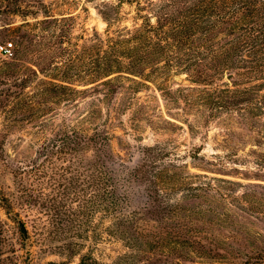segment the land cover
I'll return each mask as SVG.
<instances>
[{
	"label": "rangeland",
	"instance_id": "obj_1",
	"mask_svg": "<svg viewBox=\"0 0 264 264\" xmlns=\"http://www.w3.org/2000/svg\"><path fill=\"white\" fill-rule=\"evenodd\" d=\"M261 1L0 0V264H264ZM95 130L113 179L63 151Z\"/></svg>",
	"mask_w": 264,
	"mask_h": 264
},
{
	"label": "trees",
	"instance_id": "obj_2",
	"mask_svg": "<svg viewBox=\"0 0 264 264\" xmlns=\"http://www.w3.org/2000/svg\"><path fill=\"white\" fill-rule=\"evenodd\" d=\"M261 2L263 4V9H264V0H262ZM226 7L231 8V6L229 5H226ZM240 8H244V6L238 3L237 5L234 6V8H232L233 9L232 12H239ZM179 13H181V11H179L178 14ZM184 15L188 16V13L185 12ZM191 15L193 16L191 21L182 20V23H179V25L169 30L168 29L165 30V26L161 23L155 27V28L162 27L163 29L162 40H164L165 44L162 47H160V49L162 50L167 48L170 49V47L172 46L184 47L185 45H189L191 41H194V39L196 38V34L198 32L205 33L206 30H208L209 28L208 24H206L205 26L202 24L200 15L197 16V18L193 12L191 13ZM254 31H255V35L254 37L251 38V42L248 41V36L243 39H238L233 42V50L235 51V53L239 54L241 49H244L248 45L251 48H254L253 51L251 52L252 54L255 55V57L258 56L256 57L257 58L256 60H258V59H262L261 57H264V21L261 23L259 29ZM137 38L138 40L140 38V44L142 43L145 44L146 43L145 41H147V39H143V36L139 37L138 35ZM146 44L150 45L151 43L147 42ZM192 46H194L193 43L190 44V48H192ZM258 47H260V49H257ZM135 49L136 50H131L130 52L138 51V47ZM139 60H141V57H139ZM130 67L131 66H129V68ZM108 70H109L108 72H104L107 75L117 71H122L121 69H117L115 67ZM101 133H105V132L95 130V132L92 135L90 134L87 135L81 131L71 133L62 140L63 141L62 144L63 146H65L62 148L64 151V149L67 148L66 146H68V144H71L73 146L72 147L73 150L77 149L78 151H80V149L84 148L85 144H88V142H92L93 143L92 146L95 150V157L96 156L98 157L97 160L95 158V163H94V169H95V172L93 173L94 178L102 179L104 176L105 178L111 177V179H113V175H115V172L110 168L108 164V162H110V159L113 157V154L110 151V138L107 134L102 135ZM97 190L100 191L98 187ZM0 202L7 209L11 207V204L6 202L4 199H0ZM49 264H67V263L50 262ZM78 264H96V262L94 260H91L89 257L84 256L81 258Z\"/></svg>",
	"mask_w": 264,
	"mask_h": 264
},
{
	"label": "built area",
	"instance_id": "obj_3",
	"mask_svg": "<svg viewBox=\"0 0 264 264\" xmlns=\"http://www.w3.org/2000/svg\"><path fill=\"white\" fill-rule=\"evenodd\" d=\"M0 54L4 57L14 55V44L12 41L0 42Z\"/></svg>",
	"mask_w": 264,
	"mask_h": 264
}]
</instances>
